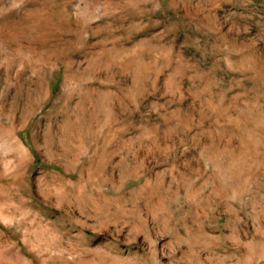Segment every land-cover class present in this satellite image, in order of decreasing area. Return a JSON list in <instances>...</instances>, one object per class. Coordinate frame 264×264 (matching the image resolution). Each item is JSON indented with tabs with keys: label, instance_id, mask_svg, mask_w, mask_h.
Wrapping results in <instances>:
<instances>
[{
	"label": "rangeland",
	"instance_id": "374dc122",
	"mask_svg": "<svg viewBox=\"0 0 264 264\" xmlns=\"http://www.w3.org/2000/svg\"><path fill=\"white\" fill-rule=\"evenodd\" d=\"M0 264H264V0H0Z\"/></svg>",
	"mask_w": 264,
	"mask_h": 264
}]
</instances>
